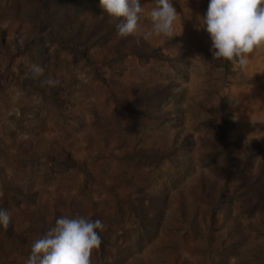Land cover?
Wrapping results in <instances>:
<instances>
[{
    "label": "rangeland",
    "instance_id": "obj_1",
    "mask_svg": "<svg viewBox=\"0 0 264 264\" xmlns=\"http://www.w3.org/2000/svg\"><path fill=\"white\" fill-rule=\"evenodd\" d=\"M43 1L0 0V264H25L56 218L78 215L104 225L92 264H264V209L241 205L220 158L206 163L202 123L223 97L244 151L254 136L237 127L261 108L264 49L243 70L213 61L197 30L209 0H171L173 37L145 38L155 0H141L137 36L74 55L48 33ZM71 1L91 28L90 0Z\"/></svg>",
    "mask_w": 264,
    "mask_h": 264
},
{
    "label": "clouds",
    "instance_id": "obj_2",
    "mask_svg": "<svg viewBox=\"0 0 264 264\" xmlns=\"http://www.w3.org/2000/svg\"><path fill=\"white\" fill-rule=\"evenodd\" d=\"M99 6L120 37L137 36L145 12L141 0H99ZM150 35L173 37L177 11L171 0H155L147 11ZM211 40L213 61H227L238 69L247 68L250 56L264 48V0H209L198 29ZM139 43V40H137ZM42 72V69H37ZM11 223L9 212L0 208V226ZM100 219L61 216L55 219L30 248L25 264H92V253L102 243Z\"/></svg>",
    "mask_w": 264,
    "mask_h": 264
},
{
    "label": "trees",
    "instance_id": "obj_3",
    "mask_svg": "<svg viewBox=\"0 0 264 264\" xmlns=\"http://www.w3.org/2000/svg\"><path fill=\"white\" fill-rule=\"evenodd\" d=\"M90 3L96 12L95 21L90 25L91 28L83 29L82 20L76 18L80 7L79 2L43 1L44 11L53 21L52 25L48 26V33L74 55L82 54L89 44L97 42L100 38L111 37L113 40L116 39L114 41L118 45L122 38L117 34L115 25L110 20L103 24L98 14L103 11L97 6V0H90ZM117 52H119L118 48H116ZM141 54L153 55V49L149 48L148 52H137V55ZM158 92L162 95V90ZM205 109L210 114V118L204 119L202 123L212 134L211 150L205 152L207 155L205 156L208 157L206 163L209 165L220 158V161L225 164L222 170H228L235 181L233 190L241 205H245L248 211L264 209V137L262 143L255 137H250L245 143L244 151L237 154L236 142L230 136L235 123L225 99L219 97L215 105ZM212 170L215 174L221 175L218 171Z\"/></svg>",
    "mask_w": 264,
    "mask_h": 264
},
{
    "label": "crops",
    "instance_id": "obj_4",
    "mask_svg": "<svg viewBox=\"0 0 264 264\" xmlns=\"http://www.w3.org/2000/svg\"><path fill=\"white\" fill-rule=\"evenodd\" d=\"M262 49H264V48H262ZM254 101H256V100H254ZM256 103H259L261 105V108L259 109V112L257 113L256 119L254 118L251 121H247L248 119L245 118L243 123H242L243 127H241V128L237 127V130L241 131V133L243 135L254 136V137H259V136L264 135V97L261 96L259 98L258 102H256ZM254 122L256 124H254Z\"/></svg>",
    "mask_w": 264,
    "mask_h": 264
}]
</instances>
